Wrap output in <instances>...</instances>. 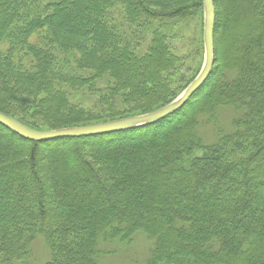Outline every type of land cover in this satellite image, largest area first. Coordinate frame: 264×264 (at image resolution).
I'll list each match as a JSON object with an SVG mask.
<instances>
[{"label": "trees", "instance_id": "obj_1", "mask_svg": "<svg viewBox=\"0 0 264 264\" xmlns=\"http://www.w3.org/2000/svg\"><path fill=\"white\" fill-rule=\"evenodd\" d=\"M213 70L149 126L32 142L0 125V264H264V0H214ZM202 0H0V113L37 132L167 106L204 64ZM140 260L138 261V263ZM135 261V264H138Z\"/></svg>", "mask_w": 264, "mask_h": 264}, {"label": "water", "instance_id": "obj_2", "mask_svg": "<svg viewBox=\"0 0 264 264\" xmlns=\"http://www.w3.org/2000/svg\"><path fill=\"white\" fill-rule=\"evenodd\" d=\"M204 6V46L205 59L203 67L195 80L173 102L153 113L132 116L114 121L70 127L46 132H37L24 126L15 119L0 113V125L23 139L32 142H48L57 139H75L83 137L102 136L124 131L135 130L155 124L175 112L181 110L208 80L214 64L213 36L215 28L214 0H202Z\"/></svg>", "mask_w": 264, "mask_h": 264}, {"label": "rangeland", "instance_id": "obj_3", "mask_svg": "<svg viewBox=\"0 0 264 264\" xmlns=\"http://www.w3.org/2000/svg\"><path fill=\"white\" fill-rule=\"evenodd\" d=\"M216 19V15H215ZM205 57V54H204ZM137 241L125 248L124 250L118 252L117 255L109 258V264H135V261L140 260L138 264H142L144 262V257L148 253L147 243L144 239H142L143 235L137 234ZM32 249L34 252V259L37 264H43L47 261L49 251L46 245V242L43 237H38L32 245Z\"/></svg>", "mask_w": 264, "mask_h": 264}]
</instances>
